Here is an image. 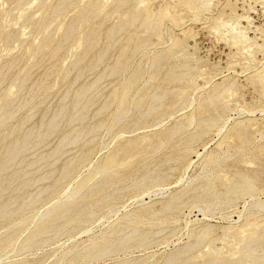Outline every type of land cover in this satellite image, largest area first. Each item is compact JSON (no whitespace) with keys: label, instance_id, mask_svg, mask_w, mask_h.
Segmentation results:
<instances>
[{"label":"rangeland","instance_id":"rangeland-1","mask_svg":"<svg viewBox=\"0 0 264 264\" xmlns=\"http://www.w3.org/2000/svg\"><path fill=\"white\" fill-rule=\"evenodd\" d=\"M2 1H3V3H1ZM17 1H19V0H0V25L5 21L4 19L7 16L8 17L11 16L12 12L13 13L16 12V14H17V15L16 14L15 15L12 14V17H16L15 19H17L21 14H25V15L27 14L26 16L24 15L23 18H20L19 23L21 22V28H24V27L26 28L27 26H32V31H31V33L28 36H26L23 39V41L19 42L20 44L17 43L16 40H14V38H11V39H8L7 41H5L4 38L2 37V32H0V51L5 48L4 52H2V54L0 55L1 56L0 57V96L2 95V92L4 91V89L7 88L10 85L11 81L18 80L20 82L22 81L20 83L21 84V86H20L21 89L19 88L20 93L18 91L19 94L18 93H17L18 95L16 94V97L18 96L17 97L18 99H15L16 103L14 101L12 107L13 108H17V104L20 103L21 99H22L21 103L23 101H26V103H28L27 101H30L31 103L29 102V104H27L28 106L26 105L24 109H21V111L19 110L14 117L6 118L4 120V122H3L4 124H2L4 129L1 126V131H0V133H1L0 134V156L4 152L5 148L7 147V145L9 144V142L11 140L22 138L26 131H28V130L31 131L33 128L34 129L35 128L36 129H40L42 131L45 128V124L48 121V119L50 118V116L53 113V111H55L56 109L61 107V105L65 104L67 102H70L72 100V98L74 97V95L78 91H80L79 89L86 91V94H85L86 98H89L90 96H93V95H94V97H90L91 98V99L89 98L90 100L88 99V103H89L88 105L90 106V109H88V112H87V114L85 116V120L83 121V123L79 124L78 122H76L74 124V126L75 127H81V128L85 127L86 129L94 128V127H98V128H96L95 130H91L90 133L87 135V139L93 140V141L91 142L92 145L90 143V145H88L85 149H90V152H92V153L90 154V152H89L90 155L87 156V159L84 162H83V160L80 161L79 162L80 165H78V161H77L79 158L74 161L73 172L70 175L72 177H67L66 178L67 180L66 179L64 180V181H67V183H65V185L66 184H71V182H72V184H74L75 181H76V177H77L76 175L79 172H80L79 175L82 172V174H83L82 177L85 176L86 173H88V171H87L88 168L91 165L94 166L95 164L100 162V159L103 158V155L105 157V154L109 153L108 152L109 149L111 151L114 150L117 146L123 144L126 140L138 138V137H140L142 135H146V134L148 136H150V139H148L147 141L142 142V146H140L141 143L137 145V147L140 146L139 149L143 148L142 150H140V152H139V149L137 147L131 149L128 152V153H131V154H135L136 153L134 155L135 157L133 159V162L134 161L135 162L134 163L132 162L133 164L131 163L130 165L123 167L121 169V171H120V175L117 176V177H113L112 178V181L115 182L118 179V177L128 178V176H129V178L126 181L122 182L123 184L120 183V185L118 186V187L123 188V189H121V192L118 191L117 194L114 195V197L110 201L106 202L107 205L103 204L101 206L103 209L105 208L104 210L101 207L96 209V213L98 211V213L100 215L95 213V215H93L94 217L91 216V218L89 219L90 220L89 222L87 221V222L81 223L82 227L80 226V224L78 226L79 228L77 227V229H79L80 231H81V228H83V227H86V228L92 227V228H89L90 231H92V233L89 231V233H82V235H81V233L79 231L77 232V230H74V233H73V230H71L70 232H72V233L68 232L70 234L67 233V235H66V233H63L62 235H60L61 237L58 236L57 242L55 241L56 239H54L53 240L54 243L58 244L61 241L63 243V242H65V240H67V236H69V237L73 236L72 239L75 240L74 241L75 245L80 240L81 241L78 243V244H80V247H82L83 244L85 245V243H86L85 241L87 239H84V238L86 237V234H88V236H91L93 234L97 235V234L100 233V231L102 229H104L103 226H101L102 222L100 223V225L97 223L99 226L96 225L95 222H98L97 220L103 214L107 213V209L108 208H114V207H117L118 204L119 205L124 204V202L126 200H128V201H126L125 204H128V205H125V206H127V208L129 207L128 209L138 208L137 206H134L135 205L133 203L134 197L137 194H139L141 190L147 189V187L148 188L152 187V185L150 187H149V185L151 184L150 182H152V184H153L152 179L156 177V174L158 176H159V174H161L160 177H163V176L165 177V178L164 177L163 178L165 179V183H167V184L169 183V185L171 186L170 187V191L171 192L175 191V189L177 190L178 188L176 186H172V185H174V183L176 182L178 177L181 175L180 173L182 171H180V170L183 169L182 167H184L186 165V163H187V161L189 159H192L193 161L195 159L196 160L191 164L192 167H190V169H188L189 171H187L189 176H188L187 173L185 174V177H184L185 180H187V179L189 180L188 177H190L191 175H193V176L197 175V177H198L197 179H200L201 182L205 181L206 184L205 183L204 184L201 183L202 189H204L206 187V189H204L205 191H207L209 193H214V191H215V193L217 192V193L220 194L221 191H222V193H224V190H225L224 195H226L228 193L227 196H231V197H229V199H234V198H236L238 196L239 200L237 199L234 202V205H236L237 209L242 210V208H243L242 205L244 204L243 203V199H242L241 194H240L241 191L238 192L239 189H240V186H238V185H240V183L244 180L242 178H246L245 182L246 181L248 182V185H246V186L249 187L247 189L248 192L245 194V196H247L246 200L249 201L250 196L261 197L262 199H264V113L262 112V115L260 113L261 112L260 109H264V97L260 94V92H261V84H260V82L258 81V79H256L251 74V71H253L254 68L255 69L256 68H261V66L264 67V65H263L264 64V0H212L210 10L207 11V13H206L208 15L207 16L208 18L206 17V14H204V13H202V14H200L198 16H194L187 8L185 9V6H186V2L185 1H187V0H181V1L180 0H147V1L146 0L145 1H143V0H114V1L113 0H109L108 1L107 0L108 2L106 4H108V5L105 6L106 10H105L104 7L101 8V10H99L101 12L98 11L99 12L98 17L96 15L95 17H93L92 19L87 21V23L85 22V24L84 23L81 24L82 26L79 25L80 28H81L80 31H79V29H80L79 26H77L78 28H76V30L74 31V33L79 31V32H77V35L80 33L79 35L85 36L86 32L90 28H92V26L94 27V29H93L94 32L97 29V32L95 34L93 32V35L91 36V38H90V36H88L87 39H86L87 46L88 45H89V47L91 46L90 48L93 51L89 50V51L85 52L84 50H82V51H79V52H81V54L80 53L78 54V52H77L76 56L74 57L75 64H74L73 58H69L68 60H69L70 63L67 60V63L65 65V68H66V66L68 67V65H69V67L66 68L68 71L65 69V71H67V73L65 72L66 73V77H65L66 79H63L64 81L62 80L58 84H55L54 81L52 80L53 79L52 78L53 75L51 73V68H52L53 64H55V62H59L62 59L63 56L65 57V55H66L65 52H67V48L69 46H71L72 43L75 42V40L78 37H81V36H79V35L77 36L76 34L75 35H71L72 42H71V40L69 38L64 44L65 47L63 46V48H61L60 50L56 51L57 53H54L53 56H50V55L42 56V55H39V54H33V57H35V59L37 60V65L36 64L35 65H30L29 63H27L29 61L28 59H30V51H28L30 48L27 45H30L31 42H33V39L35 38V35H36V33L34 31H36L40 27V25L42 24L44 19L49 18L48 16L52 15L51 13H53L54 6H56V4L59 1H61V0H58V1L57 0H47V2H45V1L42 2L43 0H33V1H35L34 4H31V3L25 4L19 10H18V8L16 6ZM98 1L99 0H69V2L72 5L70 7H68L65 11L60 12L58 14L59 15L58 19L62 20L63 22H67L69 20L70 16H71L70 14H72L75 10L83 7L84 5H87V3L88 4H92V3H95V2H98ZM112 1L115 2V3H112ZM224 1H226V2H224ZM67 2H68V0H67ZM110 2L112 4H109ZM181 3H183V4H181ZM184 4H185V6H184ZM162 5H163V7H162ZM9 6H10V8H9ZM14 6H16V7H14ZM51 7H52V9H51ZM140 7H141V9H140ZM107 8H109V9H107ZM70 9H72V10H70ZM163 9H166V10H163ZM8 10H10V11H8ZM162 10H163V12H162ZM67 11H69V12H67ZM104 11L106 12V14H103L104 16L100 15L101 13H105ZM139 11H141V12H139ZM8 12H10V13H8ZM65 12H67V13H65ZM174 12L176 14H173ZM61 13H63V14H61ZM68 13H70L69 14L70 16L68 15ZM159 13H160V15H159ZM167 14H168V16H167ZM203 14H204V16H203ZM145 15H146L147 18H145ZM171 15H172L173 19H170ZM175 15H177V17ZM230 15H232V16H230ZM129 16H130V18H129ZM158 16H160L161 18L160 17L158 18ZM166 16L169 19L166 18ZM164 17H165V19H164ZM174 17H176V19ZM154 18H156V20ZM229 18H230V20H229ZM247 18H249V19H247ZM215 19H220L221 21L224 20L222 22H225L227 24L228 23L238 22L237 26L235 27L236 32L237 31L238 32L239 31H243L246 34L247 38H249L247 40V43L245 44V46L234 45L232 43V41L229 39V35H226V34L217 35L215 33V31L213 30V28H212L213 25H214V20ZM147 20H148V22L150 21V23H148ZM125 21L128 24L130 23V25L127 26V23ZM144 21L147 22L146 24L148 26V29L146 28V31H145V26L146 25L143 27V25L145 23ZM168 22H171V23L173 22V23L170 24ZM52 23L53 22H49V23L46 24L45 28L48 31H50L52 29L51 28ZM118 23H120V24H118ZM121 23H123V24L125 23V24L121 25ZM22 24H24V25H22ZM95 26H97V27H95ZM176 26H179V27L177 28ZM9 27H10V29H9ZM9 27H8V30H10V32L14 34L18 30L19 24H11ZM119 27H121V28H119ZM124 27H125V29H124ZM140 27H143V28H140ZM152 27L154 29H151ZM12 28H14V29L17 28V29L15 31ZM162 28L165 29V30H163V32L160 33V31H162ZM182 28H184L185 31ZM225 28H228V27L225 26ZM150 29H151V31H150ZM182 30H183L184 33L182 32ZM113 31H114V33H113ZM136 31H138V32H136ZM148 31H149V33H148ZM158 31H159V33H158ZM139 32L141 33L142 38H140L141 36L138 35V34H140ZM32 33L34 34L33 35L34 38L30 37V35ZM109 33H111L112 35L109 34ZM144 33H145V35H142ZM152 33H154V35ZM163 33L167 34L166 35V37H167L166 40H164L165 39V35ZM187 33H188V35H187ZM147 34H149V35L151 34V36L152 37L154 36V37L152 38L149 35H148L149 36L148 37V36H146ZM160 34H162V36L164 35V37H162V36L160 37ZM109 35H110V37H109ZM113 35H115V36H113ZM129 35H131V36H129ZM145 36H146V38H144ZM171 36H172V40L170 39V41H169V38ZM29 38H32V39H30L31 41L28 40ZM127 38H128V41L130 39L129 42H127ZM106 40H108V41H106ZM109 40L112 41V42H110ZM132 40H133V42H132ZM151 40L154 41V43H152V44H154L153 46H152V44L150 42ZM162 40H164V41H162ZM26 41H28L27 44L24 43ZM54 41L55 40H50V44H54ZM91 41H92V43H91ZM175 41H179L180 44L175 45L174 44ZM9 42H10V44H9ZM126 42L128 43L129 49H128V47H126V45H127ZM169 42H171L172 44L169 43ZM13 43H14V45H13ZM133 43L134 44L137 43L135 45H138V46H134ZM155 43H157V44L155 45ZM167 43H168V45H167ZM4 44H7V45H4ZM24 44H25V46H24ZM93 44H95V46ZM3 46H4V48H3ZM132 46H134V48ZM157 46H159V47H157ZM25 48H26V50H25ZM135 48L136 49H140V50H138V51L136 50L135 51ZM100 49L101 50L103 49V52ZM153 49H156V50H153ZM157 49H160V50H157ZM122 50H123V52H122ZM151 50H152V52H151ZM98 51H100V52H98ZM166 51H167V54H166ZM133 52H136V53H133ZM249 52L250 53L252 52L253 55L250 54ZM132 53L134 55L131 56ZM121 54H123V55H121ZM81 55L84 56V57L86 55L87 58L85 57L86 58L85 62H84V58ZM118 55H119V58H120V56L122 57V56L126 55V56H124V58H126V60L124 58H120V59L114 61L115 59H117ZM33 57H31V58L34 59ZM77 57L79 58L78 60L76 59ZM92 57H93V59H92ZM153 57H155V58H153ZM156 57H158L159 59H156ZM252 57H253V59H252ZM127 59H128V61H127ZM10 61H13V62H11L12 64H10ZM81 61H82V63H80ZM117 61L118 62L121 61V63L122 62H126L127 63L125 66L123 65L120 68H118L124 74L122 72L118 71L117 69L114 70V71L111 70L112 66H114ZM172 61H174V62H172ZM113 62H114V64H113ZM140 62L142 63V66H146L147 68L146 67H141V63ZM8 64H9V66H8ZM90 64H91V66H90ZM184 64H186V65H184ZM243 64H245V65L243 66ZM74 65H77L78 68H77V66L74 67ZM94 65H96V66H94ZM166 65H167V67H166ZM89 66H90V68H89ZM128 66H129V68H128ZM172 66L176 69L177 72L174 70V68ZM93 67H94V69H93ZM169 67L172 68L173 71H170L172 69H170ZM163 68L166 69V71H164ZM91 69H93V70H91ZM129 69H130V71H129ZM177 69H180V70H177ZM243 69L244 70L247 69V70L242 71ZM251 69H253V70H251ZM78 70H80V72H82V71L83 72L80 73ZM133 70H134L135 74L132 72ZM136 70H137V72H136ZM232 71H233V73H232ZM77 72H79V74ZM113 72H115L116 74H113ZM127 72H128V74H127ZM76 73L78 74V76H77ZM132 73H133V75H132ZM169 74L170 75L172 74L171 75V77H172L171 79L169 78L170 77ZM22 75H23V77H22ZM79 75H80V77H79ZM175 75H178L180 77V79H179L178 76H175ZM15 76H18L19 78L15 77ZM24 76H27V77H24ZM216 76L217 77L219 76L218 79H216ZM14 77L17 78V79H15ZM162 77L163 78H165V77L167 78L168 77L167 80L170 79L169 82L167 80H165L166 78L163 79ZM189 77H190V79H188ZM20 78H22L23 80H21ZM224 78L226 80L230 79L231 83H232V86L226 92H224L223 94H220V96L222 95L221 97L219 96L220 98L217 97L219 99V101H221L220 99H223L221 103H217L219 101H216V103H214L213 100H212L210 102L212 107L211 106L209 107L207 105L208 103H206V99H208V98L210 99V97L212 95V89H213L214 85L216 83L222 82ZM11 79H13V80H11ZM122 79H124V80H122ZM128 79H130V80H128ZM172 79H175L174 80L175 82L172 81ZM97 80H98V83H97ZM141 80H143V81L146 80V81L143 83V81H141ZM51 81H53L54 85L50 83ZM117 81H118V83H117ZM127 81H132L133 82V87L134 88L132 87L131 91L129 92V95H136V96H134L135 101L136 100H140L142 95H144V96H147L149 94L150 95L147 96L148 97V98H146L147 100L146 99L144 100L145 103H144V101L141 102L143 105L142 104H140V105H142L143 108L140 105L137 106V107H139V110L142 108V110H140V111H136V110H138V108H136L133 104H131V105L127 104V108H131L132 107L131 109H133V110L129 113L130 117L126 120V123H125L126 126L123 124L124 122H121V124L117 123V126H114V127L110 126L109 127V125L112 124L110 119H112L113 112L115 110V103H111V98L113 97L112 92L114 90L113 87L115 86V89L117 88L116 90H114V92H117L123 87V85ZM185 81H186V83H185ZM210 81H212V82H210ZM233 81L236 84H234ZM167 82H168V84H167ZM170 82L173 83V85L170 84ZM176 82L179 83V84L177 85ZM213 82H214V84H213ZM142 83H143V85H142ZM164 83H165V85H163ZM180 83L182 84V86H181ZM187 83H190V84H187ZM115 84L116 85L118 84V86L116 87ZM49 85L51 86V88L49 87ZM92 85H93V87L91 89H89L90 86H92ZM139 85H142V86H139ZM46 86H48L47 89H45ZM175 86H177V87H175ZM196 86H201V87L204 86V87H203V89H201V91L200 90H199V92L197 91V93L195 95L193 93H194V87H196ZM136 87L137 88L139 87V88L137 89ZM164 87H166V88L164 89ZM188 87H189V89H186ZM161 88H163V89H161ZM35 89H36V91H35ZM135 89H136V91H135ZM148 89L149 90H153V91H148ZM234 89H236L235 90V92H237L236 94H235V92H233ZM133 91H134V93H133ZM159 91H160V93H158ZM65 92H66V95L63 96V94ZM143 93H146V94H143ZM181 93H185V96L182 99H179V95ZM111 94H112V96H111ZM192 94L194 95L193 97L196 98L194 104H192L193 106L190 104V101L192 99ZM259 94L261 96H259ZM33 95H35V96H33ZM198 95H200V96L198 97ZM172 96H173V98H172ZM202 96L203 97L205 96V97L203 98ZM31 97H33V98L31 99ZM170 97H171L172 100L169 99ZM107 98H108V100H110V102L106 101ZM202 98H203V100H202ZM28 99H31V100H28ZM149 99H150V101H149ZM218 99H214V100H218ZM169 100H171V101L168 102ZM201 100H202V102H201ZM196 101H198V102H196ZM233 101H235V102H233ZM108 102L110 104H112L113 106L110 105L106 109L111 108V106H112L111 110L110 109L109 110H105L104 109L103 111L100 112V114H98L99 113L98 111H100L99 108H101L104 103L109 104ZM151 102H152V107L154 109L156 108L155 110H153V112H154L156 117H154L153 112H152L149 115V117L147 116V117H145L143 119L144 123L141 122V124L143 123V125H145L146 127H143V125L141 126V124L137 125V127H139V128L134 127L135 125L132 124L133 121H135L137 119L138 114H140L141 112L145 111V109L147 108L148 104L151 105ZM181 102H185L186 104L185 103H181ZM163 103H165V104H163ZM182 104H184V105H182ZM199 104H201L202 108H203L202 109L203 111H202L201 115H198V105ZM220 105H221V107H220ZM168 106H169V108H168ZM180 106H181V108H180ZM184 106H185V108H184ZM207 106L209 108H207ZM233 106L235 108H232ZM187 107H188V109H187ZM191 107H192V109H191ZM225 107L226 108L229 107V108L225 109L226 111H224ZM237 107L238 108L240 107V108H246V109L253 110L254 111L253 115H248L246 113L245 115L244 114H240L241 116H239V114L237 115V112L234 111V109H236ZM218 108H219V110H218ZM159 109H160V111H159ZM180 110L182 111V114H181ZM221 111L224 112V113H221ZM105 112H107V113H105ZM179 112H180L181 116L178 114ZM225 112L227 114H225ZM27 113H28L29 116L27 115ZM108 113H109V115H108ZM221 114H223V115H221ZM106 115L108 117H106ZM190 115H193V122L190 125L192 128L190 126H188V119H189ZM242 115H244V116H242ZM167 116H168V118H167ZM237 116H238V118H237ZM173 117H174V119H173ZM211 117H213V118H211ZM202 118H204V119H202ZM207 118H209V120H211V121L208 122L209 120ZM230 118L233 119V122H232V120ZM104 119H107L108 123ZM206 119H207V124H205L206 123ZM213 119H215L216 121L214 120L212 122ZM20 120H22V122H21L22 125L20 126V129H18L17 131H14L15 132L14 133L13 132V126L17 123V121L19 122ZM168 120L171 121V123ZM198 120H200L199 121L200 123L202 121H204V122H202V124H200L199 122H197ZM238 120H241V121H238ZM97 121H99V123H96ZM183 121H184V123H183ZM224 121L228 122L227 127H229L231 129V131L228 132L226 130V131L220 133V135H219V134H217V130L222 125V123ZM235 121H238V123H236ZM105 122L107 123V125H106ZM167 122H168V124H166ZM214 122L216 124V128H215V124H213ZM216 122L220 124V125L218 124L219 127H218ZM128 123H129V125H128ZM157 123L158 124L161 123L160 127H159V125ZM162 123L165 124V125H163ZM177 123H178V125H177ZM211 123H212V125H211ZM156 124L158 125V127L156 126ZM203 124H204V126H203ZM210 125L213 126L214 128H212ZM92 126H94V127H92ZM208 126H209V128H208ZM103 127H104V129H103ZM111 127L113 129V130H111L112 132L109 131V128H111ZM131 127L133 128V130H131L132 129ZM142 127H143V129H141ZM134 128H135V130H134ZM144 128H145V130H147L148 128H150V129L152 128L151 129L152 131L149 129L147 131H150V132H147V131L145 132L144 131V133H143L142 130H144ZM229 128H227V129H229ZM69 129L70 128L63 122L61 124V127L59 128V131L57 133L49 136L45 140L44 144H42V146L41 145L38 146V148L36 150H34V149L33 150H28L23 156V161L21 162L23 165L20 163L14 169H12L10 171V173L8 175V181L9 182L12 181L11 183L18 182L20 180L21 176H23L27 171H29L31 169L30 167L27 166V164L32 159V157H34V153H36V155H41L42 154L43 157H46L47 155H49V152L56 146L58 140L63 135V133H65ZM136 129H138V130H136ZM170 129L171 130H176V132L179 133V134L175 133V134L178 135V137H176L177 135H174L172 137V140L171 139L167 140L164 144H162L163 146L161 145L159 148H157V151L154 150L155 149L154 146H157L156 145L157 143L155 144V142L158 141V139H159L158 136L162 132L170 131ZM181 129H183V130H181ZM185 129H186V131H185ZM207 129H209V130L207 131ZM205 130L207 131V133H206ZM2 131L5 132V133H3ZM137 131H139V132H137ZM141 131H142V133H140ZM183 131H184V133H183ZM203 131H205V132L202 133ZM238 131H240V132H238ZM105 132H107L106 135H104ZM121 132H124L125 139H123V138H120L118 140L117 139H113L118 133H121ZM130 132L132 133V136H131V134L129 135ZM198 132H200L199 135L197 134ZM133 133H136L137 135L133 134ZM125 134H126V136H125ZM127 134L129 136H127ZM180 134H181V136H180ZM192 134H193V137L195 136V138H197V141H195V138H193V137L191 138V140L189 139V137H187L189 135L191 137ZM110 135L111 136L113 135L112 136L113 138ZM152 135H154V136H152ZM200 135H202V136L200 137ZM221 135H222V138L220 137ZM104 136L105 137L107 136V137L104 138ZM110 137L112 139L107 142V140H109ZM151 137H152V139H151ZM174 138H176L177 140L174 139ZM112 140H113V142L115 140L117 142L115 141L114 144H113ZM220 140H222V142H219L220 143V145H219V143L217 144V141H220ZM188 141H190V142H188ZM101 142H102V145H100ZM169 142H171L172 145H170ZM224 142H225V146L221 145V143H224ZM253 142H255V143H253ZM104 143L106 144L105 148L103 146ZM188 143H191V144L189 145ZM193 143L195 145H193ZM207 143L209 145H211L212 147L211 146L210 147L206 146L207 148H205L204 146L208 145ZM148 144H150V145H148ZM78 145L79 144H77L76 147ZM145 145H146V147H145ZM182 145H185V146H182ZM101 146L105 150H103L101 148ZM73 147L74 146L67 147L68 152H66L65 155H63L54 166H52L51 168L50 167L45 168L44 170L38 172L36 174V176L40 175V174H43V173H47L49 175V180H47L44 183L52 184L51 177H52L53 174L51 172L53 170H55V169H58V170L60 169L61 165L63 164V161L66 158H68V156L71 154L70 149L73 148ZM111 147H112V149H111ZM177 147H179V148H177ZM188 147L190 148V150L187 151ZM191 147L193 148V150H192ZM221 147H223V148H221ZM106 148H107V152H106ZM225 148H227V149L225 150ZM158 149L159 150L161 149L162 152H161V150L158 151ZM164 149H166V150H164ZM143 150H144V152H143ZM152 150H154V151H152ZM202 151H204V152H202ZM185 152H186V154H185ZM197 153H201L204 156H205V153H206L207 158L213 157V158H216V160L212 164L210 163L206 167L205 170L200 171L201 170L200 168H202V164H204V163L202 161V157L201 156L200 157L198 156L199 158L196 157ZM100 154H101V157H100ZM142 156H144V157H142ZM145 156H147V157H145ZM182 156H184L183 160H182ZM149 157H151V158H149ZM186 157H188V158H186ZM147 158H148V160H147ZM175 158L177 159L178 164H176L177 161H176ZM145 159H146V161H145ZM179 159H181L184 163H182L181 160L179 161ZM97 160H99V161H97ZM95 161H96V163H95ZM201 161H202V163H201ZM90 163H92V164L90 165ZM194 163H196V164H194ZM25 165L29 169H27ZM76 165H78V167ZM143 165H145V166L146 165H150V166H146L145 169H142V168H144ZM179 165L180 166L182 165L181 168L179 167ZM136 166H138V167H136ZM177 166H178V168H177ZM74 168L75 169L78 168V169H76V171H78V172L74 171L75 170ZM148 168L149 169L152 168V169L148 170ZM191 169H194V170H191ZM247 170H249L248 174L246 172ZM22 171H23V173H22ZM151 171L155 175L154 174L152 175ZM165 171H168V172H165ZM196 171L198 173H196ZM147 172H149V174H147ZM169 172H171V173H169ZM164 173H166V174H164ZM131 174H132V176H131V180H130V175ZM144 174L145 175L147 174V177L144 180V182L146 180L147 181L144 184H142L143 187L142 188H140V187H138V188L135 187L134 188L133 185H132L133 181L135 179L140 178ZM171 174H173V175H171ZM201 174L203 176H200ZM152 176H153V178H152ZM249 176H250V178H249ZM73 177L75 179H73ZM201 177H203V178H201ZM239 177L242 180H240ZM96 179L97 180L93 181V184H97V183H99L102 180L107 179V178L99 177V178H96ZM148 179H150V180H148ZM248 179H250V181ZM68 180L69 181H71V180L74 181L75 180V181L74 182L71 181L69 183ZM235 180H236V182H235ZM64 181L61 182V184L58 183L56 188L62 190L65 187V185H63ZM237 181H239L240 183L239 182L237 183ZM249 182H252V183L250 184ZM124 185H126V186H124ZM144 185H145V187H144ZM231 185H232V187L229 190H226L227 186H231ZM61 186H62V188H59ZM129 186L132 187V188H130ZM246 186H245V189L247 188ZM124 188H125V190H124ZM126 188L127 189L129 188V189L127 190ZM137 190H138V192H137ZM249 190H251L252 192L249 191ZM35 191H36V189H35L34 186L27 187L25 189V191L22 192V194L19 197L16 205L13 206V207H16L17 204H20V202H23V201L27 200L28 198H30V196ZM211 191H213V192H211ZM168 193H169V191H168ZM231 193H232V195H231ZM233 193H234V195H233ZM121 194L125 195L126 197L121 195ZM89 195H91V194H89ZM128 195H130V196H128ZM164 195H162V196L159 195L160 197L158 195L156 197L153 195L151 198H149L148 195H145L144 196V200H145V202L148 203V206H150L151 208L155 209V207H156V209L157 208L159 209V208H161V203H159L158 201L160 199L166 200L167 197H168V196H166V194H164ZM224 195L218 196V197H220L219 199H220V201L222 203L225 202L226 200H229L228 197H226ZM153 197H155V199ZM149 199H150V201H149ZM241 199H242V201H241ZM5 200H6V198L3 199V201H5ZM111 201H114V202H111ZM115 201H117L116 202L117 204L115 203ZM110 202L112 203V205L110 204ZM221 202L219 204H216V205L215 204L211 205L213 207L214 206L218 207V209L216 207L214 209L209 208L212 211L207 212V214L209 213L208 214L209 216L207 215L208 217H206L204 219H203L202 213L200 211H198V209H196V208L191 209V214L188 216V218L190 220L198 218V219H201L202 221L204 220V222H209L210 224L212 223L211 225H213V227L216 225L215 228H213L214 230L212 229L213 230L212 232H214L216 230V228L218 227L217 231L212 233L213 235H212L211 238L215 239L216 238L215 235L216 236L218 235L219 237L224 238V239L216 238L217 239V240L215 239L216 242L215 243L211 242V244H210V242H208L209 240L208 241L205 240L206 242L204 241L205 243L203 242L204 244L202 243V245L204 247V246H207L208 243H209L210 244L209 246H212L213 249L210 248L209 246H208V249L211 250V251L215 250V252H219V253L227 252L228 250H232L233 249V247L231 245L229 246V244L231 242V238L224 237L225 230H226L225 225L229 226L231 224L229 223L228 220H225V219L223 220L222 218H221L222 222L220 220V217H221L220 213L221 212L223 213L224 211H226V209L231 208V207H227V206L225 207V206H223L225 204L224 203L222 204ZM113 203H115V204H113ZM203 203H207L208 204L207 201L206 202L204 201ZM131 204H132V206H131ZM136 205H138V204H136ZM189 205L190 204H188V203L180 204V206L179 205H174L173 207L165 210L164 211L165 213L162 212V213L158 214L157 218H162V216L166 217L167 214L169 215V213H171V211L172 210L174 211L175 209L177 211L183 210L184 213H188L189 214ZM107 206H109V207H107ZM181 206H182V208H181ZM183 206H185V207H183ZM203 206H205L206 208L208 207V205L206 206V204L205 205L203 204ZM221 207L224 208L225 210L222 209ZM122 208H124V207H122V205L118 206L116 208V209H118L117 216H119L123 212H125V210H123ZM99 209H101V210H99ZM170 209H172V210H170ZM220 210H224V211L220 212ZM100 211H102V213ZM105 211H106V213H105ZM214 211H216V212H214ZM247 211L245 212V214L248 213L250 215L249 217L252 216L251 218L255 217L254 219H256L257 221L264 219V211H260L261 213L257 212L256 210H253L254 212H250V213H249V210H247ZM211 212H213V213H211ZM256 212H257V214H256ZM262 212H263V214H262ZM253 213L256 214L257 216H260L261 218L258 220L259 217L256 218V215H254ZM248 214H246V216ZM95 216L97 217V219H96ZM212 216H214V217H212ZM93 218L96 219V220H93ZM231 218L237 219L238 216H237L236 213H233ZM2 219H3V221H2ZM13 219L11 218V220H13ZM0 221L3 222V223L0 222V231H1L0 235L1 234L3 235V236L1 235L0 237H5V236H7V233L4 232V231H6V228H5L6 225H9L8 224L9 220L5 221V219L3 217H1ZM90 222H92V225H94V223H95V226H97L96 229H95V226L90 225L91 224ZM105 222H107V220H103L102 225L106 226L107 224ZM260 222L262 223V221H260ZM221 224H222V226H221ZM223 224H224V226H223ZM262 224H264V221H263ZM170 226H171V224L169 225V227ZM172 226L170 228L167 227L168 228L167 230H169V231H167V230L165 231V229H164L162 232H160V235L159 234H157L158 236L156 234L153 235V240H152L151 244H149V245H152V246L148 245L144 249L143 248L142 249L141 248L137 249L138 246L136 247V244H132L133 246L130 245V247L129 246L126 247V249H128V248H131V246H132V253H131V249H128L127 251H125L126 249H124V252H122L123 250L120 249L122 253H120V250H119L116 253L112 254L113 256L112 255H107V256L103 257L101 260H96L95 261L94 259H92V260H89V262H88V260H87V262L81 260L82 262L81 261H77V262H72V263L73 264H77L79 262L78 264H84V263L85 264H90V262H91V264H95V262H96V264H104L105 262L106 263L110 262V264H112V263L115 262V261H113V259L115 260L116 257H117L116 260L122 258V259H126V260L128 259L129 261L133 262V261L137 260V258L138 259H139V257L141 258V256H138V255L141 254V252H142V254H141L142 257L145 256V253L146 254L147 253L150 254V253L154 252V253H157V255H158L157 256L155 254L156 256H154V258H160L163 254L166 255L168 253V251H172L175 248V246H176L175 245V240H176V238H177V236L179 234L178 231L180 232V230L176 229L177 230V231H175L176 234H173L174 232L173 233L171 232V234H170L171 228H173ZM220 226H221V228H220ZM1 227H3V228H1ZM74 229H76V228H74ZM157 229H158V227L156 226L153 229V232H155ZM7 232H8V235H9L11 233V230L9 232V229H8ZM96 232H97V234H96ZM3 233H6V235H4ZM79 233H80V235H79ZM161 233H162V235H161ZM63 235H65V236H63ZM78 235H79V237H78ZM164 235H167V240H163L162 239V236H164ZM169 235H171V236H169ZM59 237L62 240H60ZM75 237L76 238L78 237L77 241H76ZM86 238H88V237H86ZM185 239L187 240V238L184 237L183 241H185ZM58 240H59V242H58ZM82 240H85V241H83L84 242L83 244H82ZM221 240H223V241H221ZM224 240H227L228 245L226 244V242ZM153 241H154V243L156 241L157 245H156V243L154 244ZM157 241H159V242H157ZM195 241H196L195 239H191V242H195ZM87 242H88V240H87ZM263 242L264 241L260 242V244L258 245L259 248L256 247L257 250L256 249L254 250L255 254H256L254 257L252 256V258H251V256H249V257L243 256V258H241L239 261L240 262H242V261L245 262V263L242 262V264H249V262H251V261H252L251 264H264V260H263L264 259V255H263V252H264L263 251L264 250L263 249L264 248L263 245L264 244H263ZM44 243L46 244V246H45ZM50 243H51V241H50ZM50 243L47 244L46 242H43V243L39 242L38 244H41V245L35 244L31 249L29 248L28 250L26 249V250H23L21 252H18L16 255L15 254L14 255L11 254L8 257V262L6 260V262H7L6 264H8L9 261H10L9 264H11L12 262L20 261L22 259H25L28 264H31V263H33V264H46L48 261L52 262V261H50V259L52 257L48 260V258H46V256L50 257L49 255H51V256L59 255L61 253V250L65 246L62 247L61 250H59L61 248V246H62V245L60 246V243H59L60 248H59L58 245H56L54 243H51V244ZM71 243H73V242H71ZM71 243L69 245H66V248H67V246L70 247V246L74 245V244L71 245ZM212 243H214L215 245H212ZM160 244H161L162 247L159 246ZM37 245H38V249H37ZM39 246L40 247L43 246V248L42 247L40 248ZM135 247H136V250H141V251H136L135 249H133ZM214 247H216L218 250L216 251V248L214 249ZM33 248H34V250H33ZM52 248H54V249H52ZM223 248H225V249H223ZM50 249H51V251H49ZM55 249H56V251L58 249L57 252H59V253L55 254L54 253V252H56ZM219 249H220V251H219ZM134 250H135V252H133ZM161 250L163 252H161ZM164 250H166V251H164ZM52 251H53V253H52ZM256 251H258V252L256 253ZM26 252L29 255V257L27 256V258L24 257V255H27ZM28 252H30V254ZM20 255H22V257ZM33 255H34V258H33ZM118 255L121 258H119ZM132 255H134V257ZM261 255H262V257H261ZM17 256H19L22 259H20L19 257L17 258ZM256 256H259V257H256ZM44 258H45V260H42ZM53 258H52V260H53ZM105 258H107V259H105ZM111 258H113V259H111ZM129 258H131V259H129ZM46 259L48 260L47 262H46ZM103 259H105V261ZM246 259H248V260L245 261ZM29 260H32V261H29ZM38 261H40V262L41 261H45V263H43V262L42 263H40V262L38 263ZM97 261H98V263H97ZM49 262H48V264H49ZM246 262H248V263H246ZM12 264H14V263H12Z\"/></svg>","mask_w":264,"mask_h":264},{"label":"bare ground","instance_id":"bare-ground-1","mask_svg":"<svg viewBox=\"0 0 264 264\" xmlns=\"http://www.w3.org/2000/svg\"><path fill=\"white\" fill-rule=\"evenodd\" d=\"M47 2V0H43L42 2ZM58 1V0H57ZM109 1V0H108ZM107 0H99L98 2H95V3H92V4H88L87 3V5H84L83 7H81V8H79V9H77V10H75L72 14H70V13H68V15L70 16V18H69V20L67 21V22H63L62 20H60V19H58V14L60 13V12H62V11H65L68 7H70L72 4L69 2V0H68V2H67V0H61V1H59L57 4H56V6H54V9H53V13H51L52 15L50 16L49 14V18H46V19H44L43 20V22H42V24L40 25V27L36 30V31H34L35 33H36V35H35V38L33 37V35L35 34L34 32V34L32 33L31 35H30V37H33L34 39H33V42H31V44L30 45H27V46H29V50L28 51H30V59H28L29 61L27 62V63H29L30 65H37V60L35 59V57H33V54H39V55H42V56H46V55H50V56H53L54 55V53H57L56 51H58V50H60L61 48H63V46H64V44H65V42L70 38V40H71V35H77V32H79L80 30H81V28H80V26L79 25H81V24H85V22L87 23V21H89L90 19H92L93 17H95L96 15H97V17H98V14H99V12H101V11H99V10H101V8H105V6H107L108 4H106L107 2H108ZM114 1V0H113ZM112 1V3H115V2H113ZM143 1H145V0H143ZM147 1V0H146ZM181 1V0H180ZM149 2V1H148ZM165 2V1H164ZM186 2V6H185V4H184V6H185V9L187 8L194 16H198V15H200V14H202V13H204V14H206L207 13V11H209L210 10V7H211V2H212V0H187V1H185ZM184 2V3H185ZM224 2H226V1H224ZM1 3H3V1L1 2ZM28 3H31V4H34L35 3V1H33V0H19V1H17V3H16V6H17V8H18V10L22 7V6H24L25 4H28ZM111 2L109 3V4H112ZM144 3V2H143ZM14 4V3H13ZM43 4V3H42ZM41 4V5H42ZM86 4V3H85ZM181 4H183V3H181ZM223 4V3H222ZM37 5V4H36ZM143 5V4H142ZM16 6H14V7H16ZM78 7V6H77ZM144 7V6H143ZM162 7H163V5H162ZM214 7V6H213ZM222 7V6H221ZM9 8H10V6H9ZM74 8V7H73ZM110 8V7H109ZM109 8H107V9H109ZM14 9V8H13ZM27 9V8H26ZM51 9H52V7H51ZM140 9H141V7H140ZM70 10H72V9H70ZM69 10V11H70ZM105 10H106V8H105ZM163 10H166V9H163ZM163 10H162V12H163ZM8 11H10V10H8ZM69 11H67V12H69ZM99 11V12H98ZM159 11V10H158ZM157 11V12H158ZM171 11V10H170ZM182 11V10H181ZM236 11V10H235ZM67 12H65V13H67ZM71 12V11H70ZM105 12V11H104ZM139 12H141V11H139ZM147 12V11H146ZM155 12V11H154ZM160 12V11H159ZM8 13H10V12H8ZM50 13V12H49ZM64 13V12H63ZM63 13H61V14H63ZM168 13V12H167ZM209 13V12H208ZM12 14L13 15H15L16 14V12L15 13H13L12 12ZM12 14H11V16L10 17H6L4 20V22L0 25V32H2V37L4 38V40L5 41H7L8 39H11V38H14V40H16V42L17 43H19V42H21V41H23V39L26 37V36H28L30 33H31V31H32V26H27L26 28L24 27V28H21V22L19 23V21H20V18H23L24 17V15L25 14H21L17 19H15L16 17H12ZM103 14H106V12L105 13H101L100 15H103ZM148 14V13H147ZM151 14V13H150ZM173 14H176L175 12L173 13ZM191 14V15H192ZM204 14H203V16H204ZM210 14V13H209ZM10 15V14H9ZM17 15V14H16ZM27 15V14H26ZM25 15V16H26ZM156 15V14H155ZM159 15H160V13H159ZM162 15V14H161ZM104 16V15H103ZM149 16V15H148ZM157 16V15H156ZM155 16V17H156ZM163 16V15H162ZM167 16H168V14H167ZM166 16V18H168ZM174 16V15H173ZM176 17H177V15H175ZM208 15L206 14V17H207ZM211 16V15H210ZM228 16V15H227ZM230 16H232V15H230ZM151 17V16H150ZM160 16H158V18H159ZM176 17H174L175 19H176ZM242 17V16H241ZM244 17V16H243ZM246 17V16H245ZM129 18H130V16H129ZM136 18V17H135ZM145 18H147L146 17V15H145ZM149 18V17H148ZM161 18V17H160ZM163 18V17H162ZM208 18V17H207ZM233 18V17H232ZM240 18V17H239ZM238 18V19H239ZM121 19V18H120ZM134 19V18H133ZM155 20H156V18H154ZM153 19V20H154ZM164 19H165V17H164ZM169 19V18H168ZM170 19H173V17H172V15L170 16ZM174 19V20H175ZM247 19H249V18H247ZM66 20V19H65ZM137 20V19H136ZM146 20V19H145ZM154 20V21H155ZM229 20H230V18H229ZM25 21V20H24ZM120 21V20H119ZM131 21V20H130ZM129 21V22H130ZM173 21V20H172ZM222 21H224V20H222ZM220 19H215L214 20V25H213V30L215 31V33L217 34V35H224V34H226V35H229V39L232 41V43L234 44V45H237V46H245V44L247 43V40L249 39V38H247V36H246V34L243 32V31H237L236 32V30H235V27L237 26V24H238V22H235V23H225V22H222ZM49 22H53L52 23V25H51V30L50 31H48L46 28H45V26H46V24L47 23H49ZM126 22V21H125ZM145 23H144V25H143V27L146 25L147 26V22H148V20H147V22L146 21H144ZM159 22V21H158ZM161 22V21H160ZM90 23V22H89ZM127 23V22H126ZM148 23H150V21L148 22ZM168 23H170V24H172L171 22H168ZM11 24H19V28H18V30L16 31V29H14V28H12V29H14L16 32L13 34V33H11L10 32V30H8V27L11 25ZM118 24H120V23H118ZM125 24V23H124ZM123 23H121V25H124ZM181 24V23H180ZM22 25H24V24H22ZM130 25V23L128 24L127 23V26H129ZM205 25V24H204ZM77 26H79V31H77L76 33H74V31L76 30V28H78ZM82 26V25H81ZM145 26V31H146V28L148 29V26L146 27ZM225 26H227L228 28H225ZM23 27V26H22ZM90 27V26H89ZM95 27H97V26H95ZM143 27H140V28H143ZM154 27V26H153ZM151 28V29H154V28ZM163 27V26H162ZM177 28L179 27V26H176ZM116 28V27H115ZM119 28H121V27H119ZM129 28V27H128ZM158 28V27H157ZM165 28V27H164ZM191 28V27H190ZM9 29H10V27H9ZM11 29V30H12ZM93 29H94V27L92 26V28H90L87 32H86V35L85 36H82V35H79V36H81V37H76L77 39L75 40V42H73L72 43V45L71 46H67L68 48H67V52H65L66 53V55H65V57L63 58L62 57V59L59 61V62H55V64H53V66H52V68H51V73H52V75H53V81H54V83L55 84H58L60 81H62L63 79H66L65 77H66V73H67V69L66 68H68L69 67V65H68V67L66 66V68H65V65H66V63H67V60L69 59V58H73V60H74V57L76 56V53L78 52V54L80 53L81 54V52H79V51H82V50H84L85 52H87V51H89V50H92L90 47H89V45L87 46V42H86V39H87V37L88 36H90V38H91V36L93 35ZM124 29H125V27H124ZM138 29V28H137ZM151 29H150V31H151ZM169 29V28H168ZM172 29V28H171ZM180 29V28H179ZM183 30H184V28H182ZM161 30V29H160ZM159 30V31H160ZM163 30H165V29H163L162 28V31H160V33H162L163 32ZM183 30H182V32H183ZM191 30V29H190ZM139 31V30H138ZM138 31H136V32H138ZM159 31H158V33H159ZM185 31V30H184ZM97 32V29H96V31L94 32V34ZM155 32V31H154ZM157 32V31H156ZM167 32V31H166ZM74 33V34H73ZM113 33H114V31H113ZM140 33V32H139ZM148 33H149V31H148ZM165 33V32H164ZM163 33V34H164ZM184 33V32H183ZM83 34V33H82ZM109 34H111V33H109ZM136 34V33H135ZM153 35H154V33H152ZM77 35V36H78ZM112 35V34H111ZM137 35V34H136ZM138 35H140L141 36V33L140 34H138ZM137 35V36H138ZM142 35H145V33L144 34H142ZM149 34H147L146 36H148ZM159 35V34H158ZM165 35V39L164 40H166V35L167 34H164ZM164 35L162 36V34H160V37L162 36V37H164ZM187 35H188V33H187ZM95 36V35H94ZM113 36H115V35H113ZM129 36H131V35H129ZM128 36V37H129ZM146 36L144 37V38H146ZM150 37H152L151 36V34L149 35ZM148 36V37H149ZM107 37V36H106ZM109 37H110V35H109ZM154 37V36H153ZM152 37V38H153ZM187 37V36H186ZM93 38V37H92ZM113 38V37H112ZM140 38H142V36L140 37ZM158 38V37H157ZM188 38V37H187ZM2 39V38H1ZM30 39H32V38H29L28 40H30ZM73 39V38H72ZM108 39V38H107ZM111 39V38H110ZM135 39V38H134ZM148 39V38H147ZM150 39V38H149ZM161 39V38H160ZM163 39V38H162ZM170 39L172 40V36L169 38V41H170ZM50 40H55L54 41V44H50ZM164 40H162V41H164ZM31 41V40H30ZM29 41V42H30ZM106 41H108V40H106ZM110 41V40H109ZM129 41H130V39H129ZM128 41V38H127V42H129ZM15 42V43H16ZM27 42L28 41H26V42H24L25 44H27ZM69 42V41H68ZM71 42H72V40H71ZM110 42H112V41H110ZM126 42V43H127ZM132 42H133V40H132ZM151 42V44L152 43H154V41L153 40H151L150 41ZM158 42V41H157ZM91 43H92V41H91ZM125 43V44H126ZM169 43H171V42H169ZM8 44V43H7ZM7 44H4V45H7ZM9 44H10V42H9ZM20 44V43H19ZM25 44H24V46H25ZM29 44V43H28ZM68 44V43H67ZM134 44V43H133ZM135 44H137V43H135ZM134 44V46H138V45H135ZM146 44V43H145ZM149 44V43H148ZM157 43H155V45H156ZM172 44V43H171ZM175 45H178V44H180V42L179 41H175V43H174ZM13 45H14V43H13ZM23 45V44H22ZM94 46H95V44H93ZM130 45V44H129ZM144 45V44H143ZM142 45V46H143ZM147 45V44H146ZM150 45V44H149ZM154 44H152V46H153ZM167 45H168V43H167ZM10 46V45H9ZM21 46V45H20ZM26 46V47H27ZM106 46V45H105ZM131 46V45H130ZM134 46H132L133 48H134ZM145 46V45H144ZM166 46V45H165ZM6 47V46H5ZM65 47V46H64ZM108 47V46H107ZM111 47V46H110ZM109 47V48H110ZM123 47V46H122ZM126 47H128V43H127V45H126ZM157 47H159V46H157ZM163 47V46H162ZM161 47V48H162ZM3 48H4V46H3ZM141 48V47H140ZM2 49V48H1ZM5 49V48H4ZM4 49H2L1 51H0V55L2 54V52H4ZM121 49V48H120ZM128 49H129V47H128ZM25 50H26V48H25ZM24 50V51H25ZM101 50V49H100ZM134 50V49H133ZM138 51V50H140V49H136L135 48V51ZM153 50H156V49H153ZM157 50H160V49H157ZM93 51V50H92ZM91 51V52H92ZM102 52H103V49L101 50ZM106 51V50H105ZM121 51V50H120ZM90 52V53H91ZM98 52H100V51H98ZM122 52H123V50H122ZM144 52V51H143ZM142 52V53H143ZM149 52V51H148ZM151 52H152V50H151ZM248 52V51H247ZM64 53V54H65ZM89 53V54H90ZM106 53V52H105ZM133 53H136V52H133ZM131 54V56L132 55H134V54ZM141 53V54H142ZM158 53V52H157ZM250 53V52H249ZM63 54V55H64ZM99 54V53H98ZM102 54V53H101ZM125 54V53H124ZM144 54V53H143ZM152 54V53H151ZM166 54H167V51H166ZM176 54V53H175ZM174 54V55H175ZM250 54H252V52L250 53ZM88 55V54H87ZM121 55H123V54H121ZM130 55V54H129ZM156 55V54H155ZM253 55V54H252ZM82 56V55H81ZM124 56H126V55H124ZM124 56H120V58H124ZM128 56V55H127ZM140 56V55H139ZM144 56V55H143ZM142 56V57H143ZM1 57V56H0ZM31 57H33L34 59H32ZM79 57V56H78ZM76 58L77 60L79 59V58ZM83 58H84V62H85V60H86V55H85V57L84 56H82ZM149 57V56H148ZM160 57V56H159ZM166 57V56H165ZM170 57V56H169ZM173 57V56H172ZM193 57V56H192ZM247 57V56H246ZM90 58V57H89ZM119 58V55H118V57H117V59H115L114 61H116V60H118V59H120ZM150 58V57H149ZM153 58H155V57H153ZM164 58V57H163ZM82 59V58H81ZM92 59H93V57H92ZM91 59V60H92ZM95 59V58H94ZM125 60H126V58H124ZM129 59V58H128ZM128 59H127V61H128ZM147 59V58H146ZM156 59H159L158 57H156ZM245 59V58H244ZM248 59V58H247ZM252 59H253V57H252ZM72 60V61H73ZM76 60V61H77ZM90 60V61H91ZM242 60V59H241ZM71 61V60H70ZM83 61V60H82ZM82 61L80 62V63H82ZM88 61V60H87ZM95 61V60H94ZM123 61V60H122ZM171 61V60H170ZM243 61V60H242ZM11 62H13V61H10V64H12ZM68 62H69V60H68ZM149 62V61H148ZM153 62V61H152ZM172 62H174V61H172ZM9 63V62H8ZM70 63V62H69ZM95 63V62H94ZM141 63V62H140ZM139 63V64H140ZM146 63V62H145ZM144 63V64H145ZM178 63V62H177ZM176 63V64H177ZM232 63V62H231ZM230 63V64H231ZM26 64V63H25ZM74 64H75V60H74ZM97 64V63H96ZM113 64H114V62H113ZM127 63L126 62H122L121 63V61L120 62H116L115 63V65L114 66H112V68H111V70L112 71H114V70H118V71H120V69H118V68H120L121 66H125ZM130 64V63H129ZM132 64V63H131ZM138 64V65H139ZM151 64V63H150ZM171 64V63H170ZM187 64V63H186ZM186 64H184V65H186ZM228 64V63H227ZM80 65V64H79ZM133 65V64H132ZM168 65V64H167ZM167 65H166V67H167ZM245 64H243V66H244ZM247 65V64H246ZM264 65V64H263ZM8 66H9V64H8ZM75 66H77V65H74V67ZM90 66H91V64H90ZM90 66H89V68H90ZM94 66H96V65H94ZM134 66V65H133ZM261 66V65H260ZM25 67V66H24ZM141 67H146V66H142V63H141ZM165 67V66H164ZM173 67V66H172ZM177 67V66H176ZM179 67V66H178ZM188 67V66H187ZM232 67V66H231ZM33 68V67H32ZM77 68H78V66H77ZM86 68V67H85ZM128 68H129V66H128ZM147 68V67H146ZM170 68V67H169ZM174 68V67H173ZM181 68V67H180ZM65 69L67 70V71H65ZM93 69H94V67H93ZM93 69H91V70H93ZM135 69V68H134ZM164 69V68H163ZM170 69H172V68H170ZM191 69V68H190ZM249 69V68H248ZM90 70V69H89ZM124 70V69H123ZM149 70V69H148ZM156 70V69H155ZM162 70V69H161ZM169 70V69H168ZM174 70L176 71V69L174 68ZM177 70H180V69H177ZM233 70V69H232ZM245 70H247V69H245ZM244 69L242 70V71H245ZM251 70H253V69H251ZM250 70V71H251ZM79 72H80V70H78ZM86 71V70H85ZM128 71V70H127ZM129 71H130V69H129ZM164 71H166V69H164ZM163 71V72H164ZM170 71H173V69L172 70H170ZM169 71V72H170ZM182 71V70H181ZM199 71V70H198ZM231 71V70H230ZM234 71V70H233ZM233 71H232V73H233ZM66 72V73H65ZM79 72H77L78 74H79ZM83 72V71H82ZM82 72H80V73H82ZM117 72V71H116ZM120 72H122V71H120ZM133 73H134V70L132 71ZM136 72H137V70H136ZM177 72V71H176ZM180 72V71H179ZM178 72V73H179ZM76 73V74H77ZM112 73V72H111ZM118 73V72H117ZM123 73V72H122ZM130 73V72H129ZM133 73H132V75H133ZM165 73V72H164ZM173 73V72H172ZM175 73V72H174ZM188 73V72H187ZM78 74H77V76H78ZM113 74H116L115 72H113ZM124 74V73H123ZM127 74H128V72H127ZM135 74V73H134ZM177 74V73H176ZM194 74V73H193ZM235 74V73H234ZM251 74L256 78V79H258V81L260 82V84H261V92H260V94L264 97V67H262L261 66V68H254V70L253 71H251ZM82 75V74H81ZM126 75V74H125ZM147 75V74H146ZM170 75V74H169ZM168 75V76H169ZM172 75V74H171ZM171 75H170V79L172 78L171 77ZM227 75V74H226ZM236 75V74H235ZM76 76V77H77ZM102 76V75H101ZM163 76V75H162ZM175 76H178V75H175ZM181 76V75H180ZM194 76V75H193ZM15 77H18V76H15ZM14 77V78H15ZM22 77H23V75H22ZM24 77H27V76H24ZM79 77H80V75H79ZM122 77V76H121ZM120 77V78H121ZM124 77V76H123ZM148 77V76H147ZM179 77V76H178ZM177 77V78H178ZM182 77V76H181ZM219 77V76H218ZM218 77L216 76V79H218ZM234 77V76H233ZM232 77V78H233ZM19 78V77H18ZM78 78V77H77ZM163 78V77H162ZM166 78V77H165ZM165 78H163V79H165ZM168 78V77H167ZM167 78L165 79V80H167ZM184 78V77H183ZM15 79H17V78H15ZM21 80H23L22 78H20ZM119 79V78H118ZM144 79V78H143ZM147 79V78H146ZM169 79V80H170ZM179 79H180V77H179ZM187 79V78H186ZM188 79H190V77L188 78ZM187 79V80H188ZM11 80H13V79H11ZM122 80H124V79H122ZM121 80V81H122ZM128 80H130V79H128ZM149 80V79H148ZM169 80H167L168 82H169ZM175 79H172V81H174ZM184 80V79H183ZM193 80V79H192ZM53 81H51L50 83L51 84H53ZM64 81V80H63ZM119 81V80H118ZM118 81H117V83H118ZM126 81V80H125ZM141 81H143V80H141ZM146 81V80H145ZM145 81H143V83L145 82ZM255 81V80H254ZM22 82V81H21ZM20 81H18V80H13V81H11V83H10V85L7 87V88H5L4 89V91L2 92V95L0 96V131H1V126H2V124H4L3 122H4V120L6 119V118H11V117H14L15 115H16V113L20 110L21 111V109H24L25 108V106L27 105V104H29V102L30 101H27L28 103H26V101H23L22 103H21V100H20V103L19 104H17V108H13L12 106H13V103H14V101H15V99H18L17 97H16V94L18 93V91H19V88L21 89V83ZM165 82V81H164ZM168 82H167V84H168ZM175 82V81H174ZM189 82V81H188ZM210 82H212V81H210ZM256 82V81H255ZM97 83H98V80H97ZM140 83V82H139ZM143 83H142V85H143ZM177 83V82H176ZM183 83V82H182ZM185 83H186V81H185ZM233 83H234V81H233ZM120 84V83H119ZM158 84V83H157ZM170 84H172L173 85V83H171L170 82ZM179 83H177V85H178ZM181 84V83H180ZM184 84V83H183ZM187 84H190V83H187ZM210 84V83H209ZM213 84H214V82H213ZM234 84H236V83H234ZM47 85V84H46ZM54 85V84H53ZM52 85V86H53ZM116 85V84H115ZM142 85H139V86H142ZM154 85V84H153ZM163 85H165V83L163 84ZM57 86V85H56ZM118 86V84L116 85V87ZM135 86V85H134ZM138 86V85H137ZM162 86V85H161ZM181 86H182V84H181ZM184 86V85H183ZM205 86V85H204ZM203 86V87H204ZM232 86V83H231V80L230 79H228V80H226L225 78L223 79V81L222 82H220V83H216L215 85H214V87H213V89H212V95H211V97H210V99L208 98V99H206V103H208L207 105L210 107H212V105H211V101L213 100V102L214 103H216V101H219V99L218 98H220L221 96H220V94H223L224 92H226L230 87ZM234 86V85H233ZM236 86V85H235ZM47 87L48 86H46L45 87V89H47ZM49 87L51 88V86L49 85ZM93 87V85L92 86H90V88L89 89H91ZM132 87H133V82L132 81H127L124 85H123V87L119 90V91H117V92H114V90H116L115 89V86L113 87L114 88V90H113V92H112V94H113V97L111 98V103H115V110H114V112H113V116H112V119H110L111 120V122H112V124L111 125H109V127L110 126H112V127H114V126H117V123H119V124H121V122H124L123 124L126 126V120L130 117V115H129V113L133 110V109H131V108H127V104H133L136 108H138V110H136V111H140V110H142V108H143V104L141 103L142 101H144L146 98H148L147 96H149V95H147V96H144V95H142L141 96V98H140V100H136L135 101V99H134V96H136V95H129V92L131 91V89H132ZM156 87V86H155ZM154 87V88H155ZM175 87H177V86H175ZM203 87H201V86H196V87H194V93L193 94H195L196 95V93H197V91L199 92V90L201 91V89H203ZM208 87V86H207ZM49 88V89H50ZM53 88V87H52ZM134 88V87H133ZM137 88V87H136ZM139 88V87H138ZM137 88V89H138ZM166 87H164V89H165ZM168 88V87H167ZM172 88V87H171ZM206 88V87H205ZM204 88V89H205ZM88 89V90H89ZM158 89V88H157ZM161 89H163V88H161ZM169 89V88H168ZM174 89V88H173ZM186 89H189V87L188 88H186ZM208 89V88H207ZM80 91H78L75 95H74V97L72 98V100L70 101V102H67V103H65V104H63V105H61V107H59L58 109H56L55 111H53V113L51 114V116H50V118L48 119V121L46 122V124H45V128L41 131L40 129H30L31 131H26L25 132V134L23 135V137L22 138H20V139H13V140H11L10 142H9V144L7 145V147L5 148V150H4V152L1 154V156H0V218L1 217H3L4 219H5V221H7V220H9L8 221V224L9 225H6V231H4V232H6L7 233V236H5V237H0V264H6L7 262H8V257H9V255H11V254H17L18 252H21V251H23V250H28L29 248L31 249L35 244H38L39 242H41V243H43V242H46L47 244H49L50 243V241H51V243H54V239H56L55 241L57 242V238H58V236H60V235H62L63 233H66V235H67V233L68 232H70L71 230H73V233H74V230H77V232L79 231L80 233H81V235H82V233H89V231H90V229L89 228H92V227H89V228H86V227H83V228H81V231L79 230V229H77V227L79 226V224H80V226H81V223H84V222H89L90 220V218H91V216H93V215H95V213H96V209L97 208H99V207H101L103 204L105 205L106 204V202H108V201H110L113 197H114V195H116L117 194V192L119 191V192H121V189H123V188H121V187H118L119 185H120V183H122V182H124V181H126L128 178H129V176H128V178H121V177H118V179L115 181V182H113L112 181V178L113 177H117V176H119L120 175V171H121V169L123 168V167H125V166H128V165H130L132 162H133V159H134V155L136 154H131V153H128L131 149H133V148H135V147H137V145L138 144H140V146H142V142H144V141H147L148 139H150V136H148L147 134L146 135H142V136H140V137H138V138H134V139H130V140H126L123 144H121V145H119V146H117L114 150H110L109 149V153L108 154H105V157H104V155H103V158L102 159H100V162H98L97 164H95L94 166H92L91 164L92 163H90V167L88 168V173H86V175L85 176H83L82 177V172H81V174L79 175V173H77V177H76V181H75V183L74 184H72V182L71 181H73V180H71V181H69L68 180V182L70 183L71 182V184H66L65 185V183H67V181H64L67 177H72V176H70L71 174H72V172H73V165H74V161L75 160H77L78 158L80 159H78L77 161H78V165H80V161H82L83 160V162L87 159V156L88 155H90L92 152H90V149H85L88 145H90V143L93 141V140H89V139H87V135L90 133V131L91 130H95L96 128H98V127H94V126H92V127H94V128H89V129H86L85 127L84 128H81V127H75L74 126V124L76 123V122H78L79 124H82L83 123V121L85 120V116H86V114H87V112H88V109H90V106L88 105L89 103H88V99L90 98V97H94V95L93 96H90L89 98H86L85 97V94H86V91L85 90H81V89H79ZM140 90V89H139ZM155 90V89H154ZM159 90V89H158ZM176 90V89H175ZM235 90L236 89H234L233 90V92H235ZM35 91H36V89H35ZM46 91V90H45ZM135 91H136V89H135ZM148 91H153V90H149L148 89ZM171 91V90H170ZM39 92V91H38ZM37 92V93H38ZM174 92V91H173ZM203 92V91H202ZM19 93H20V91H19ZM18 93V94H19ZM133 93H134V91H133ZM158 93H160V91L158 92ZM170 93V92H169ZM175 93V92H174ZM237 92H235V94H236ZM17 94V95H18ZM34 94V93H33ZM40 94V93H39ZM109 94V93H108ZM112 94H111V96H112ZM143 94H146V93H143ZM192 94V99H191V101H190V104L192 105V104H194V102H195V100H196V98L195 97H193L194 95ZM200 94V93H199ZM259 94V96H261ZM64 95H66V92L63 94V96ZM160 95V94H159ZM169 95V94H168ZM233 95V94H232ZM33 96H35V95H33ZM110 96V97H111ZM154 96V95H153ZM185 96V93H181L180 95H179V99H182L183 97ZM200 95H198V97H199ZM220 96V97H219ZM203 97V96H202ZM205 97V96H204ZM203 97V98H204ZM218 97V98H217ZM23 98V97H22ZM33 97H31V99H32ZM63 98V97H62ZM151 98V97H150ZM162 98V97H161ZM172 98H173V96H172ZM203 98H202V100H203ZM31 99H28V100H31ZM91 99V98H90ZM89 99V100H90ZM110 99V98H109ZM169 99H171V97L169 98ZM200 99V98H199ZM214 99H218V100H214ZM260 99V98H259ZM147 100V99H146ZM172 100V99H171ZM171 100H169L168 102H170ZM198 100V99H197ZM202 100H201V102H202ZM221 101H219V102H217V103H221L222 102V100L223 99H220ZM225 100V99H224ZM106 101H109L110 102V100H108V98H107V100ZM149 101H150V99H149ZM152 101V100H151ZM154 101V100H153ZM166 101V100H165ZM262 101V100H261ZM108 102V103H109ZM196 102H198V101H196ZM204 102V101H203ZM233 102H235V101H233ZM237 102V101H236ZM15 103H16V101H15ZM31 103V102H30ZM144 103H145V101H144ZM150 103V102H149ZM158 103V102H157ZM178 103V102H177ZM181 103H185V102H181ZM205 103V102H204ZM210 103V104H209ZM140 104H142V105H140ZM163 104H165V103H163ZM186 104V103H185ZM197 104V103H196ZM225 104V103H224ZM110 105H112V104H107V103H104L103 105H102V107L101 108H99L100 109V111H98L99 113L98 114H100V112L101 111H103L104 109L105 110H111V108H112V106H111V108H108V109H106L108 106H110ZM142 106V108L139 110V107H137V106ZM167 105V104H166ZM182 105H184V104H182ZM214 105V104H213ZM216 105V104H215ZM28 106V105H27ZM89 106V107H88ZM145 106V105H144ZM190 106V105H189ZM188 106V107H189ZM193 106V105H192ZM207 106V108H209ZM163 107V106H162ZM165 107V106H164ZM167 107V106H166ZM188 107H187V109H188ZM216 107V106H215ZM220 107H221V105H220ZM224 107V106H223ZM146 108V107H145ZM159 108V107H158ZM168 108H169V106H168ZM180 108H181V106H180ZM184 108H185V106H184ZM194 108V107H193ZM229 107H225L224 108V111H226L225 109H228ZM232 108H235L234 106L232 107ZM248 108V107H247ZM156 109V108H155ZM153 107H152V102H151V105L150 104H148L147 105V108L145 109V111H143V112H141L140 114H138V116H137V119L135 120V121H133V125H135L134 127H137V125H140L141 124V122H143V119L145 118V117H149V115L153 112V110H155ZM161 109V108H160ZM160 109H159V111H160ZM191 109H192V107H191ZM196 109V108H195ZM203 108H202V105L201 104H199L198 105V115H201L202 114V110ZM217 109V108H216ZM221 109V108H220ZM182 110V109H181ZM180 110V112H181V114H182V111ZM185 110V109H184ZM218 110H219V108H218ZM231 110V109H230ZM229 110V111H230ZM233 110V109H232ZM113 111V110H112ZM111 111V112H112ZM164 111V110H163ZM162 111V112H163ZM177 111V110H176ZM186 111V110H185ZM184 111V112H185ZM234 111H236L237 112V115L239 114V116H241L240 114H248V115H253V110H250V109H246V108H236V109H234ZM260 113H261V115H262V112L264 113V109H260ZM108 112V111H107ZM107 112H105V113H107ZM156 112V111H155ZM171 112V111H170ZM180 112L178 113L179 115H180ZM183 112V113H184ZM191 112V111H190ZM135 113V112H134ZM186 113V112H185ZM221 113H224V112H222L221 111ZM136 114V113H135ZM176 114V113H175ZM225 114H227L226 112H225ZM27 115H28V113H27ZM104 115V114H103ZM108 115H109V113H108ZM153 115H154V117H156L155 116V114H154V112H153ZM177 115V114H176ZM194 115V114H193ZM193 115H190V117H189V119H188V126H190L191 124H192V122H193ZM216 115V114H215ZM218 115V114H217ZM221 115H223V114H221ZM244 115H242V116H244ZM29 116V115H28ZM135 116V115H134ZM133 116V117H134ZM171 116V115H170ZM174 116V115H173ZM181 116V115H180ZM226 116V115H225ZM106 117H108L107 115H106ZM175 117V116H174ZM174 117H173V119H174ZM177 117V116H176ZM152 118V117H151ZM167 118H168V116H167ZM170 118V117H169ZM172 118V117H171ZM211 118H213V117H211ZM224 118V117H223ZM237 118H238V116H237ZM250 118V117H249ZM253 118V117H252ZM251 118V119H252ZM147 119V118H146ZM202 119H204V118H202ZM208 120H209V118H207ZM207 119H206V123L205 124H207ZM231 119V118H230ZM236 119V118H235ZM241 119V118H240ZM102 120V119H101ZM104 120H106V122L108 123V121H107V119H104ZM160 120V119H159ZM162 120V119H161ZM167 120V119H166ZM172 120V119H171ZM215 119H213L212 120V122L214 121ZM228 120V119H227ZM232 120V122H233V119H231ZM246 120V119H245ZM145 121V120H144ZM169 121V120H168ZM180 121V120H179ZM178 121V122H179ZM200 120H198L197 122H199ZM211 120H209L208 122H210ZM216 121V120H215ZM219 121V120H218ZM217 121V122H218ZM238 121H241V120H238ZM238 121H235L236 123H238ZM244 121V120H243ZM21 122H22V120H20L19 122L17 121V123L13 126V132L14 131H17L18 129H20V126L22 125L21 124ZM65 123L70 129L68 130V131H66L65 133H63V135L60 137V139L58 140V142H57V144H56V146L49 152V155H47L46 157H43V155L41 154V155H36V153H34V157H32V159L28 162V164H27V166L28 167H30L31 169L29 170V171H27L23 176H21V178H20V180L18 181V182H15V183H11V182H9L8 181V175H9V173H10V171L12 170V169H14L18 164H20L22 161H23V156H24V154L28 151V150H36L37 148H38V146H42V144H44V142H45V140L49 137V136H51V135H53V134H55V133H57L58 131H59V128L61 127V124L62 123ZM105 122V123H106ZM147 122V121H146ZM166 122V121H165ZM170 123H171V121H169ZM181 122V121H180ZM196 122V123H197ZM202 122H204V121H202ZM202 122L200 123V124H202ZM216 122V123H217ZM234 122V123H235ZM96 123H99V121H97ZM107 123H106V125H107ZM144 123V122H143ZM143 123L141 124V126L143 125ZM183 123H184V121H183ZM110 124V123H109ZM146 124V123H145ZM158 124V123H157ZM156 124V126L158 127V125H159V127H160V124H158L157 125ZM163 124V123H162ZM166 124H168V122L166 123ZM176 124V123H175ZM213 124H215V122L213 123ZM219 123H217V125H218ZM227 124H228V122L227 121H224L223 123H222V125L219 127V125H218V130H217V134H219L220 135V133H222V132H224V131H228V132H230L231 131V129L229 128V127H227ZM101 125V124H100ZM105 125V124H104ZM105 125V126H106ZM128 125H129V123H128ZM163 125H165V124H163ZM177 125H178V123H177ZM196 125V124H195ZM211 125H212V123H211ZM210 125V126H211ZM232 125V124H231ZM36 126V125H35ZM72 126V127H71ZM97 126V125H96ZM120 126V125H119ZM122 126V125H121ZM155 126V127H156ZM167 126V125H166ZM175 126V125H174ZM173 126V127H174ZM182 126V125H181ZM203 126H204V124H203ZM206 126V125H205ZM112 127L111 128H109V131H111V130H113L112 129ZM143 127H146L145 125H143ZM143 127L141 128V129H143ZM154 127V128H155ZM156 127V128H157ZM168 127V126H167ZM178 127V126H177ZM191 127V126H190ZM212 128H214L213 126H211ZM238 127V126H237ZM2 128H3V126H2ZM106 128V127H105ZM132 128V127H131ZM137 128H139V127H137ZM153 128V127H152ZM151 128V129H152ZM155 128V129H156ZM180 128V127H179ZM187 128V127H186ZM192 128V127H191ZM194 128V127H193ZM208 128H209V126H208ZM215 128H216V124H215ZM227 128H229V129H227ZM245 128V127H244ZM4 129V128H3ZM103 129H104V127H103ZM102 129V130H103ZM117 129V128H116ZM140 129V130H141ZM150 128H148L147 130H149ZM150 129V130H151ZM169 129V128H168ZM211 129V128H210ZM240 129V128H239ZM98 130V129H97ZM131 130H133V128L131 129ZM134 130H135V128H134ZM136 130H138V129H136ZM139 130V131H140ZM147 130H145V128H144V130H142L143 131V133H144V131L146 132ZM167 130V129H166ZM181 130H183V129H181ZM190 130V129H189ZM209 129H207V131H208ZM6 131V130H5ZM123 131V130H122ZM139 131H137V132H139ZM142 131L140 132V133H142ZM152 131V130H151ZM185 131H186V129H185ZM199 131V130H198ZM206 131V130H205ZM205 131H203L202 133H204ZM207 131H206V133H207ZM243 131V130H242ZM3 132V131H2ZM112 132V131H111ZM114 132V131H113ZM129 132V131H128ZM134 132V131H133ZM147 132H150V131H147ZM179 132V131H178ZM238 132H240V131H238ZM3 133H5V132H3ZM15 133V132H14ZM175 133H177L176 132V130H171L170 129V131H168V132H162L158 137H159V139H158V141L157 142H155V144L157 145V146H154V150H156L157 151V148H159L162 144H164L167 140H172V137L174 136V135H177V134H179V133H177V134H175ZM181 133V132H180ZM183 133H184V131H183ZM182 133V134H183ZM186 133V132H185ZM195 133V132H194ZM199 133L200 132H198L197 134L199 135ZM201 133V134H202ZM205 133V134H206ZM261 133V132H260ZM1 134V133H0ZM107 134V132H105V134L104 135H106ZM110 134V133H109ZM108 134V135H109ZM113 134V133H112ZM131 134V136H132V133L130 132L129 133V135ZM133 134H136V133H133ZM128 134H127V136H129ZM137 135V134H136ZM139 135V134H138ZM184 135V134H183ZM216 135V134H215ZM111 136V135H110ZM113 136V135H112ZM111 136V137H112ZM125 136H126V134H125ZM152 136H154V135H152ZM180 136H181V134H180ZM197 136V135H196ZM202 135H200V137H201ZM236 136V135H235ZM103 137V136H102ZM107 137V136H106ZM105 136H104V138H106ZM110 137V139L109 140H107V142L108 141H110L112 138ZM176 137H178V135L176 136ZM187 137H189V139L191 140V138L193 137V134L191 135V137H190V135L189 136H187ZM219 137V136H218ZM221 138H222V135L220 136ZM258 137V136H257ZM120 138H123V139H125V137H124V132H121V133H118L113 139H120ZM128 138V137H127ZM180 138V137H179ZM193 138H195V136L193 137ZM220 138V139H221ZM151 139H152V137H151ZM174 139H176V138H174ZM188 139V138H187ZM101 140V139H100ZM177 140V139H176ZM219 140V139H218ZM116 141V140H115ZM114 141V142H115ZM155 141V140H154ZM175 141V140H174ZM195 141H197V138H195ZM216 141V140H215ZM257 141V140H256ZM114 142H113V140H112V143L114 144ZM117 142V141H116ZM119 142V141H118ZM188 142H190V141H188ZM219 142H222V140H220V141H217V144L219 143ZM170 143V145H172V143L171 142H169ZM253 143H255V142H253ZM77 144H79L77 147H76V145ZM97 144V143H96ZM184 144V143H183ZM189 145L191 144V143H188ZM208 144V143H207ZM215 144V143H214ZM91 145H92V143H91ZM100 145H102V142H101V144ZM99 145V146H100ZM105 143H104V148H105ZM148 145H150V144H148ZM168 145V144H167ZM177 145V144H176ZM193 145H195L194 143H193ZM213 145V144H212ZM219 145H220V143H219ZM218 145V146H219ZM221 145H223V146H225V142L224 143H221ZM69 146H74L73 148H71L70 149V151H71V154L68 156V158H66L64 161H63V164L61 165V167H60V169L58 170V169H55V170H53L51 173L53 174L52 175V177H51V180H52V184H46V183H44V182H46L47 180H49V175L47 174V173H43V174H40V175H37L36 176V174L38 173V172H40V171H42V170H44L45 168H47V167H52V166H54L57 162H58V160L63 156V155H65V153L66 152H68V150H67V147H69ZM94 146V145H93ZM112 146V145H111ZM114 146V145H113ZM139 146V147H140ZM144 146V145H143ZM152 146V147H153ZM163 146V145H162ZM182 146H185V145H182ZM188 146V145H187ZM192 146V145H191ZM204 146V145H203ZM209 146H211V145H205L204 147L205 148H207V147ZM214 146V145H213ZM216 146V145H215ZM110 147V146H109ZM139 147H137L138 149H139ZM145 147H146V145H145ZM144 147V148H145ZM168 147V146H167ZM181 147V146H180ZM212 147V146H211ZM96 148V147H95ZM101 148H102V146H101ZM104 148H102L103 150H105ZM148 148V147H147ZM169 148V147H168ZM177 148H179V147H177ZM192 148V147H191ZM204 148V149H205ZM221 148H223V147H221ZM228 148V147H227ZM227 148H225V150L227 149ZM101 149V150H102ZM111 149H112V147H111ZM143 149V148H142ZM142 149H139V152H140V150H142ZM149 149V148H148ZM147 149V150H148ZM176 149V148H175ZM195 149V148H194ZM203 149V150H204ZM137 150V149H136ZM154 150H152V151H154ZM161 150V149H160ZM159 149H158V151H160ZM164 150H166V149H164ZM188 150H190V148L188 147L187 148V151ZM192 150H193V148H192ZM196 150V149H195ZM194 150V151H195ZM206 150V149H205ZM92 151V150H91ZM100 151V150H99ZM98 151V152H99ZM135 151V150H134ZM149 151V150H148ZM207 151V150H206ZM89 152H90V154H89ZM106 152H107V148H106ZM143 152H144V150H143ZM161 152H162V150H161ZM202 152H204V151H202ZM223 152V151H222ZM103 153V152H102ZM105 153V152H104ZM142 153V152H141ZM140 153V154H141ZM183 153V152H182ZM208 153V152H207ZM146 154V153H145ZM152 154V153H151ZM157 154V153H156ZM166 154V153H165ZM173 154V153H172ZM185 154H186V152H185ZM150 155V154H149ZM168 155V154H167ZM182 155V154H181ZM184 155V154H183ZM212 155V154H211ZM164 156V155H163ZM202 157V161H203V163L204 164H202V168H200L201 170L200 171H203V170H205L206 169V167L211 163H213L215 160H216V158H213V157H210V158H207V155H206V153H205V156L203 155V154H201V153H197V156L196 157ZM90 157V156H89ZM88 157V158H89ZM100 157H101V154H100ZM99 157V158H100ZM142 157H144V156H142ZM145 157H147V156H145ZM165 157V156H164ZM184 156H182V160L184 159L183 158ZM198 157V158H199ZM149 158H151V157H149ZM181 158V157H180ZM186 158H188V157H186ZM90 159V158H89ZM88 159V160H89ZM176 159V158H175ZM136 160V159H135ZM147 160H148V158H147ZM181 159H179V161H180ZM181 160V162L182 163H184L183 161ZM196 160V159H195ZM194 160V161H195ZM97 161H99V160H97ZM145 161H146V159H145ZM176 161H177V159H176ZM192 159H189L188 161H187V163H186V165L184 166V167H182L183 169H181L180 171H182L180 174V176L178 177V179L176 180V182L174 183V185H172V186H176L178 189L176 190L175 189V191H170V185H169V183L167 184V183H165V177L163 178V177H160V175L161 174H159V176L156 174V177L155 178H153V176H152V181H153V184H152V182H150L151 184L149 185V187L152 185V187H150V188H148L147 187V189H143V190H139L140 191V193L139 194H137L135 197H134V201H133V203L135 204H133L134 206H137L138 208H133V209H128L127 208V206H125V205H128V204H125V202L126 201H128V200H126L125 202H124V204H121L122 205V207H124V208H122L123 210H125V212H123L121 215H119V216H117V213H118V209H116L118 206H121V205H117V207H114V208H108L107 209V213H106V211H105V213L106 214H103L97 221L98 222H95L96 223V225H100V223L102 222L103 223V220H107V222H105L107 225L105 226V225H102V223H101V226H103V228L104 229H102L101 231H100V233L99 234H97V232H96V234L97 235H91V236H88V234H86V237H88V238H84V239H87L88 240V242H87V240L85 241V240H82V244L84 243L83 241H85L86 243H85V245L83 244V246L82 247H80V244H78L79 242H77V244L75 245V243H74V239H72V237H69V236H67V240H65V242H63L62 243V241L61 242H59V240H58V242L60 243V246H61V248H60V246H59V243L58 244H56V243H54V244H56V245H58L59 246V250H61L62 249V247H64L62 250H61V253L59 254V255H54V256H51V255H49L50 257H47L46 256V258H48V260L52 257H54L53 258V260H52V258L50 259V261H52V262H49L47 259H46V262L48 261L49 262V264H71L72 262H77V261H86L87 262V260H88V262H89V260H92V259H94L95 261L96 260H101L103 257H105V256H107V255H112V254H114V253H116L117 251H119L120 249L121 250H123L122 252H124V249H126V247L127 246H129L130 247V245H132V244H136V247H137V249H139V248H146V246H148L149 244H151V242H152V240H153V235H157V234H159L160 235V232H162L164 229H165V231L168 229L167 227H169V225L171 224V226L173 227V228H171V231H170V234H171V232L173 233V234H176L175 233V231H177L176 229H179L180 230V232L178 231V236H177V238H176V240H175V248L172 250V251H168V253L166 254V255H162L160 258H154V256H156L157 255V253H154V252H152V253H145V256L144 257H142V252H141V254L140 255H138V256H141V258L139 257V259L137 258V260H135V261H129L128 259V261L126 260V259H122L121 257H119V255H118V257L119 258H121V259H117L116 260V258H115V260L113 259V258H111V259H113V261H115L114 263H112V264H242V262H244V261H242V262H240L239 260L241 259V258H243V256H247V257H249V256H251V258H252V256L254 257L256 254H255V249L257 250V248L256 247H258V245L260 244V242H262V241H264V224H262L263 223V221H264V219L263 220H259L261 217L260 216H257L256 214H257V212H259V213H261L260 211H264V199H262L261 197H255V196H250V198H249V201L248 200H246L247 198V196H245V194L248 192L247 191V189L249 188V187H247L246 185H248V182L246 181L245 182V180H246V178H242V179H244L241 183L239 182V181H237V183L239 182L240 183V185H238V186H240V189H239V191L238 192H240V194H241V197H242V199H243V208H242V210H240V209H237L236 208V205H234V202L238 199V196L236 197V198H234V199H229V197H231V196H227V194L226 195H224V193H225V190H224V193H222V191H221V193L219 194V193H215V191H214V193H209V192H207V191H205L204 189H206V187L204 188V189H202V185H201V183H205V181L204 182H201L200 181V179H197L198 177H197V175H195V176H193V175H191L190 177H188L189 178V180L187 179V180H185V174L187 173V171H189L188 169H190V167H192L191 166V164L194 162ZM202 161H201V163H202ZM135 162V161H134ZM133 162V163H134ZM144 162V161H143ZM180 162V163H181ZM24 163V162H23ZM95 163H96V161H95ZM132 163V164H133ZM200 163V164H201ZM22 164V163H21ZM77 164V163H76ZM141 164V163H140ZM176 164H178V161H177V163ZM194 164H196V163H194ZM23 165V164H22ZM78 165H76L77 167H78ZM89 165V164H88ZM151 165V164H150ZM150 165H146V166H150ZM26 166V165H25ZM27 166H26V168H27ZM139 166V165H138ZM138 166H136V167H138ZM141 166V165H140ZM144 166V168H142V169H145V165H143ZM182 166V165H181ZM181 166L179 165V167L181 168ZM194 167V166H193ZM199 167V166H198ZM85 168V167H84ZM153 168V167H152ZM151 168V169H152ZM177 168H178V166H177ZM25 169V168H24ZM27 169H29V168H27ZM75 169V168H74ZM76 169H78V168H76ZM76 169L74 170V171H76ZM151 169H149L148 168V170H151ZM176 169V168H175ZM199 169V168H198ZM244 169V168H243ZM26 170V169H25ZM24 170V171H25ZM133 170V169H132ZM147 170V171H148ZM191 170H194V169H191ZM212 170V169H211ZM220 170V169H219ZM144 171V170H143ZM173 171V170H172ZM171 171V172H172ZM175 171V170H174ZM76 172H78V171H76ZM150 172V171H149ZM149 172H147V174H149ZM158 172V171H157ZM156 172V173H157ZM163 172V171H162ZM165 172H168V171H165ZM171 172H169V173H171ZM247 172V174L249 173V170H247L246 171ZM22 173H23V171H22ZM75 173V172H74ZM144 173V172H143ZM151 173H152V171H151ZM150 173V174H151ZM190 173V172H189ZM194 173V172H193ZM196 173H198L197 171H196ZM134 174V173H133ZM147 174L145 175H142L140 178H138V179H135L134 181H133V183H132V185H133V187L135 188V187H140V188H142L143 186H142V184H144L145 182H144V180L146 179V177H147ZM154 173H152V175H153ZM164 174H166V173H164ZM188 174V173H187ZM206 174V173H205ZM12 175V174H11ZM136 175V174H135ZM155 175V174H154ZM171 175H173V174H171ZM170 175V176H171ZM246 175V174H245ZM131 176H132V174L130 175V180H131ZM150 176V175H149ZM169 176V177H170ZM188 176H189V174H188ZM200 176H203L202 174L200 175ZM251 176V175H250ZM250 176H249V178H250ZM99 177H105V178H107V179H104V180H102L101 182H99V183H97V184H93V181L94 180H97L96 178H99ZM168 177V176H167ZM166 177V178H167ZM246 177V176H245ZM253 177V176H252ZM151 178V177H150ZM201 178H203V177H201ZM70 179V178H69ZM73 179H75L74 177H73ZM239 179H240V177H239ZM238 179V180H239ZM242 179H240V180H242ZM253 179V178H252ZM67 180V179H66ZM148 180H150V179H148ZM170 180V179H169ZM202 180V179H201ZM249 181H250V179H248ZM64 181V184L63 185H65V187L61 190V189H58V188H56L57 187V184L58 183H60L61 184V182H63ZM73 181V182H74ZM129 181V180H128ZM168 182V181H167ZM235 182H236V180H235ZM234 182V183H235ZM127 183V182H126ZM148 183V182H147ZM250 184L252 183V182H249ZM123 184V183H122ZM131 184V183H130ZM206 184V183H205ZM209 184V183H208ZM128 185V184H127ZM146 185V184H145ZM145 185H144V187H145ZM210 185V184H209ZM30 186H34L35 187V189H36V191L30 196V198H28L27 200H25V201H23V202H20V204H17V206L16 207H13V206H15L16 205V203H17V201H18V199H19V197L21 196V194H22V192H24L25 191V189L27 188V187H30ZM124 186H126V185H124ZM123 186V187H124ZM207 186V185H206ZM245 186L247 187L246 189H245ZM128 187V186H127ZM130 187V186H129ZM208 187V186H207ZM232 187V185L231 186H227V189L226 190H229L230 188ZM59 188H62V186L61 187H59ZM130 188H132V187H130ZM253 188V187H252ZM127 189V188H126ZM129 189V188H128ZM127 189V190H128ZM212 189V188H211ZM124 190H125V188H124ZM134 190V189H133ZM208 190V189H207ZM252 190V189H251ZM251 190H249V191H251ZM168 191H169V193H168ZM123 192V191H122ZM137 192H138V190H137ZM211 192H213V191H211ZM219 192V191H218ZM237 192V193H238ZM252 192V191H251ZM101 195H100V194ZM131 193V192H130ZM168 193V194H167ZM235 193V192H234ZM234 193H233V195H234ZM89 194H91V195H89ZM134 194V193H133ZM164 194H166V196H168L167 197V199L166 200H163V199H158L157 201L159 202V203H161V208H157L156 209V207H155V209H153V208H151L150 206H148V203L147 202H145V200H144V196L145 195H148L149 196V198H151L153 195L156 197L157 195L159 196H162V195H164ZM239 194V193H238ZM120 195V194H119ZM121 195H123V194H121ZM221 195H224V196H226V197H228V199L229 200H224L225 202H223L225 205H223V206H227V207H231V208H228V209H226V211H224L225 209L224 208H222V209H224V210H220V212L221 211H224L223 213L221 212L220 214H221V217H220V220H221V218L224 220H228L229 221V223L231 224V225H229V226H226L225 225V227H226V230H225V234H224V237H226V238H231V242H230V244H229V246L231 245L232 247H233V249L232 250H228L227 252H223V253H219V252H215V250H213V251H211V250H209L208 249V246L211 244V242H216L215 241V239L216 238H221V237H219L218 235L216 236L215 235V239H213V238H211L212 237V233H214L215 231H217V229H218V227L216 228V230L214 231V232H212L214 229L213 228H215V226L213 227V225H211L209 222H204V220L202 221L201 219H198V218H196V219H193V220H190L189 218H188V216L191 214V209H194V208H196V209H198V211H200L201 213H202V215H203V219L204 218H206V217H208L209 215V213L207 214V212H209V211H212V210H210L209 208H211V209H214L216 206H211V205H213V204H219L221 201H220V197H218V196H221ZM230 195V194H229ZM231 195H232V193H231ZM123 196H125V195H123ZM128 196H130V195H128ZM147 196V197H148ZM159 196V197H160ZM165 196V195H164ZM126 197V196H125ZM132 197V196H131ZM155 197H153L154 199H155ZM158 197V198H159ZM234 197V196H233ZM249 197V196H248ZM4 198H6V200L5 201H3V199ZM123 199V198H122ZM128 199V198H127ZM242 199H241V201H242ZM163 200V201H162ZM239 200V199H238ZM122 201V200H121ZM149 201H150V199H149ZM208 202V204L207 203H203V202ZM111 202H114V201H111ZM110 202V204L112 205V203ZM117 201H115V203H116ZM120 202V201H119ZM118 202V203H119ZM154 202V201H153ZM115 203H113V204H115ZM130 203V202H129ZM156 203V202H155ZM186 203H188V204H190L189 205V214L188 213H184L183 212V210H181V211H177L176 209L173 211L172 209H170V210H172L171 211V213H169V215L167 214V216L165 217H163L162 216V218H157V215L158 214H160V213H162V212H164L165 210H167V209H169V208H171V207H173L174 205H179L180 206V204H186ZM222 203V202H221ZM222 203V204H223ZM238 203V202H237ZM109 204V203H108ZM109 204V205H110ZM117 204V203H116ZM132 204H131V206H132ZM136 204H138V205H136ZM203 204L205 205L206 204V206L208 205V207L206 208L205 206H203ZM107 205V204H106ZM155 205V204H154ZM130 206V205H129ZM210 206V207H209ZM105 207V206H104ZM107 207H109V206H107ZM183 207H185V206H183ZM205 207V208H204ZM213 207V208H212ZM220 207V206H219ZM102 208V207H101ZM181 208H182V206H181ZM217 209H218V207H216ZM103 209V208H102ZM105 209V208H104ZM103 209V210H104ZM216 209V210H217ZM99 210H101V209H99ZM208 210V211H207ZM247 210H249V213L250 212H254L253 210H256L257 212H256V214H254V215H256V218L257 217H259L258 218V220L259 221H257L256 219H254V218H251V217H249L250 215L248 214V213H246V214H248L247 216H246V214H245V212L247 211ZM169 211V210H168ZM101 213H102V211H100ZM214 212H216V211H214ZM248 212V211H247ZM165 213V212H164ZM211 213H213V212H211ZM233 213H236L237 214V216H238V218L237 219H233V218H231V216H232V214ZM96 214H99L98 213V211H97V213ZM262 214H263V212H262ZM261 214V215H262ZM100 215V214H99ZM208 215V216H207ZM259 215V214H258ZM98 216V215H97ZM220 216V215H219ZM94 217V216H93ZM96 217V216H95ZM160 217V216H159ZM212 217H214V216H212ZM11 218L13 219V220H11ZM96 219H97V217H96ZM96 219H94L93 218V220H96ZM92 220V221H93ZM2 221H3V219H2ZM260 221H262V223L260 222ZM1 222V221H0ZM221 222H222V220H221ZM1 223H3V222H1ZM91 224L90 225H92V222H90ZM95 223H94V225H92V226H95ZM98 223V224H97ZM72 225V226H71ZM98 225V226H99ZM84 226V225H83ZM105 226V227H104ZM158 227V229L155 231V232H153V229L155 228V227ZM170 226V227H171ZM219 226V225H218ZM221 226H222V224H221ZM221 226H220V228H221ZM223 226H224V224H223ZM82 227V226H81ZM96 227L97 226H95V229H96ZM169 227V228H170ZM1 228H3V227H1ZM4 228V229H5ZM9 229V232H10V230H11V233L8 235V229ZM74 228H76V229H74ZM79 228V227H78ZM99 229V228H98ZM97 229V230H98ZM213 229V230H212ZM223 229V228H222ZM92 230V229H91ZM100 230V229H99ZM3 231V230H2ZM164 231V232H165ZM167 231H169V230H167ZM223 231V230H222ZM1 232V231H0ZM50 232V233H49ZM76 232V231H75ZM91 233H92V231H90ZM6 233H3L4 235H6ZM70 233H72V232H70ZM70 233H68V234H70ZM80 233H79V235H80ZM166 233V232H165ZM76 234V233H75ZM74 234V235H75ZM78 234V233H77ZM169 234V233H168ZM172 234V235H173ZM217 234V233H216ZM2 235V234H1ZM0 235V236H1ZM72 235V234H71ZM79 235H78V237H79ZM90 235V234H89ZM161 235H162V233H161ZM223 235V234H222ZM3 236V235H2ZM63 236H65V235H63ZM62 236V237H63ZM158 236V235H157ZM169 236H171V235H169ZM61 237V236H60ZM59 237V239L60 240H62L61 238ZM69 237V238H68ZM77 237V238H78ZM155 237V236H154ZM184 237H186L187 238V240L185 239V241H183V239H184ZM76 237H75V239H76V241L78 240ZM225 238V239H226ZM155 239V238H154ZM162 239L163 240H167V235H164V236H162ZM191 239H195L196 241L195 242H191ZM221 239H224V238H221ZM208 241V242H210V244L208 243V245L207 246H204L203 247V245H202V243L204 242V241ZM217 240V239H216ZM229 240V239H228ZM53 241V242H52ZM161 241V240H160ZM205 241V242H206ZM219 241V240H218ZM221 241H223V240H221ZM225 242H226V244L228 245V243H227V240H224ZM49 242V243H48ZM71 242H73V243H71V245H73V246H67V248H66V245H69ZM157 242H159V241H157ZM204 242V243H205ZM229 242V241H228ZM50 243V244H51ZM153 243H154V241H153ZM155 243H156V241H155ZM154 243V244H155ZM161 243V242H160ZM168 243V242H167ZM170 243V242H169ZM203 243V244H204ZM214 243H212V245H215ZM45 244V243H44ZM43 244V245H44ZM153 244V245H154ZM162 244V243H161ZM161 244L159 245V246H161ZM263 244H264V242H263ZM38 245H41V244H38ZM38 245H37V249H38ZM53 245V244H52ZM156 245H157V243H156ZM167 245V244H166ZM45 246H46V244H45ZM50 246V245H49ZM57 246V247H58ZM79 246V247H78ZM133 246V245H132ZM132 246H131V248H128V249H131V253H132ZM149 246H152V245H149ZM228 246V247H229ZM264 246V245H263ZM40 247V246H39ZM42 248H43V246H41ZM40 247V248H41ZM136 247L135 248H133V249H135L136 250ZM162 247V246H161ZM168 247V246H167ZM210 248H212V246H209ZM219 247V246H218ZM225 247V246H224ZM231 247V248H232ZM36 248V247H35ZM55 248V247H54ZM54 248H52V249H54ZM66 248V249H65ZM173 248V247H172ZM216 247H214V249H215ZM226 248V247H225ZM225 248H223V249H225ZM259 248V247H258ZM128 249H126L125 251H127ZM148 249V248H147ZM213 249V248H212ZM222 249V248H221ZM262 249V248H261ZM264 249V248H263ZM262 249V250H263ZM33 250H34V248H33ZM121 250H120V253H122L121 252ZM135 250L133 251V252H135ZM171 250V249H170ZM218 249L216 248V251H217ZM49 251H51V249L49 250ZM55 251H56V249H55ZM57 251H58V249H57ZM54 252L55 254H57V253H59V252ZM136 251H141V250H136ZM145 251V250H144ZM164 251H166V250H164ZM219 251H220V249H219ZM259 251V250H258ZM258 251H256V253L258 252ZM264 251V250H263ZM33 252V251H32ZM37 252V251H36ZM39 252V251H38ZM161 252H163L162 250H161ZM160 252V253H161ZM260 252V251H259ZM29 254H30V252H28ZM52 253H53V251H52ZM130 253V252H129ZM130 253V254H131ZM159 253V252H158ZM166 253V252H165ZM20 254V253H19ZM26 254H27V252H26ZM47 254V253H46ZM128 254V253H127ZM134 254V253H133ZM144 254V253H143ZM156 254V255H155ZM262 254V253H261ZM45 255V254H44ZM123 255V254H122ZM125 255V254H124ZM263 255H264V252H263ZM21 257H22V255H20ZM27 256L29 257V255L27 254V255H24V257H26L27 258ZM113 256V255H112ZM116 256V255H115ZM114 256V257H115ZM126 256V255H125ZM131 256V255H130ZM129 256V257H130ZM133 257H134V255H132ZM158 256V255H157ZM12 257V256H11ZM19 256H17V258H18ZM23 257V258H24ZM132 257V258H133ZM256 257H259V256H256ZM255 257V258H256ZM261 257H262V255H261ZM15 258V257H14ZM20 258V257H19ZM33 258H34V255H33ZM126 258V257H125ZM245 258V257H244ZM254 258V259H255ZM11 259V258H10ZM9 259V260H10ZM20 259H22V258H20ZM105 259H107V258H105ZM105 259H103L104 261H105ZM129 259H131V258H129ZM135 259V258H134ZM249 259V258H248ZM248 259H246L245 261H247ZM6 260H7V262H6ZM15 260V259H14ZM18 260V259H17ZM28 260V259H27ZM42 260H45V258L44 259H42ZM133 260V259H132ZM264 260V259H263ZM29 261H32V260H29ZM34 261V260H33ZM81 261V262H82ZM257 261V260H256ZM12 262V261H11ZM40 261H38V263H39ZM45 263V261H41L40 263ZM48 262L46 263V264H48ZM9 263H10V261H9ZM8 263V264H9ZM12 263H14V264H28L27 263V261L25 260V259H22V260H20V261H16V262H12ZM11 263V264H12ZM79 263V262H78ZM77 263V264H78ZM97 263H98V261H97ZM100 263V262H99ZM106 263V262H105ZM104 263V264H105ZM110 264V262H107L106 264ZM245 263V262H244ZM246 263H248V262H246ZM252 263V261L251 262H249V264H251ZM31 264H33V263H31ZM73 264V263H72ZM85 264V263H84ZM90 264H91V262H90ZM95 264H96V262H95Z\"/></svg>","mask_w":264,"mask_h":264}]
</instances>
